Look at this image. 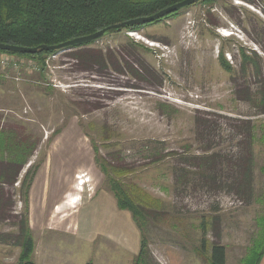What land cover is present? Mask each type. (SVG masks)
Instances as JSON below:
<instances>
[{"label":"rangeland","instance_id":"obj_1","mask_svg":"<svg viewBox=\"0 0 264 264\" xmlns=\"http://www.w3.org/2000/svg\"><path fill=\"white\" fill-rule=\"evenodd\" d=\"M130 47L141 61L133 67L151 70L156 79L151 73L146 80L131 76L124 64L127 56L132 59ZM87 49L100 50L108 68L84 69L68 54ZM252 50L262 61L264 79V0H214L193 3L139 30L61 50L47 58L44 73L26 58L17 75L12 65L0 66V128L38 141L18 181L3 187L13 204L11 216L23 210L19 185L25 170L42 159L28 191V219L31 204L33 217L63 235L91 234L101 220L122 250L130 237L144 234L143 264L155 256L158 264H208L215 243L225 247L226 264H251L264 243V114L237 91L249 88L252 95L260 87L251 69L245 75L239 70L241 52ZM220 52L232 72L222 67ZM248 119L251 124L244 125ZM103 126L110 128L109 146L100 138ZM250 132L253 178L245 188L233 167L246 155ZM92 142L100 156L126 165L127 174L112 177L161 201L156 218L139 227L130 212L117 207ZM169 152L174 153L152 160ZM179 155L187 159L178 162ZM179 165L187 172L177 170ZM42 187L48 188L44 206ZM13 220H0L2 236L17 233ZM41 232L60 236L41 228L31 230L32 237Z\"/></svg>","mask_w":264,"mask_h":264},{"label":"trees","instance_id":"obj_2","mask_svg":"<svg viewBox=\"0 0 264 264\" xmlns=\"http://www.w3.org/2000/svg\"><path fill=\"white\" fill-rule=\"evenodd\" d=\"M178 1L181 0H0V43L24 47H35L42 44L54 45L78 36L93 33L111 24L153 14ZM212 1L214 0H196L195 3H212ZM177 12L164 16L152 23L169 18L177 14ZM145 25L148 24L125 26L118 30L109 31L106 35L119 33L123 30H139ZM92 42L66 47L61 50H71ZM61 50H40L34 54L0 50V53L30 59L38 66L39 72L44 73L47 69V58ZM127 51L132 59L127 56V58L124 59V64L131 76L146 80L144 76L150 75L151 73L154 79L158 77L153 74L151 70L134 68V61L140 63V58L135 54V48L130 47ZM252 51L251 55H247L243 51L241 52L242 59L239 70L241 75H245L247 71L251 69L252 75L256 77L257 81L260 83V87L257 88V91L252 95L250 90H248L249 88L244 89L243 92H240L239 89L237 95L244 98V100H251L254 103V107L258 109V113L264 114L262 61L258 54L254 50ZM68 54L75 58L77 62L79 60L80 66L84 69H92L94 65L101 69L108 68L109 66L100 50L95 51L87 49L85 53L73 51ZM218 58L225 70L229 72L233 71L231 65H229V62L225 59L223 52H220ZM110 64L112 66L115 65L112 60H110ZM115 70L121 72L119 67ZM125 71L124 69L123 72ZM93 105L100 106V103H94ZM167 107L168 106L165 104L159 105L161 109H167ZM243 124L248 126L251 124V121L248 119L243 122ZM101 128L105 131L103 134H100V138L103 140L104 145H111L112 135L106 131L110 130V128L104 126ZM237 128L238 130L244 129V127ZM249 129H251V126ZM58 132H60V129H57L55 133ZM249 137L251 138H249V147L247 146L245 149L247 150L245 153L246 155L245 157L244 155L241 156L240 160L242 158L244 159L242 161L236 160L233 167L236 170L235 178H238L239 183H242L245 188L252 183L253 178L254 152L251 147L252 132H250ZM37 146L38 141H34L25 133H18L16 130L8 128H0V220L6 221L9 217H14L13 223L17 226L16 234L12 236H2V234H0V240L19 246L20 250L16 264H35L31 259L34 250V240L29 228L28 191L42 159L34 162L33 165H29L20 180L19 191L22 198L23 210L19 216H11L13 204L10 197L3 191V187L8 186L12 188L14 186L18 181L21 170L29 162L30 157L34 155ZM92 146L95 163L106 176L109 189L115 197L117 207L121 210L130 212L132 218L139 227L144 224L146 218H156L161 201L149 195L143 188L135 183H125L112 177V174L121 176L122 174H127L129 171L126 169V165L114 164L113 159L109 160L100 156L95 142H92ZM172 153L174 152L154 156L152 160L159 161ZM186 159L187 158L183 157V155H179L178 162L181 160L185 161ZM202 160L203 159L200 161ZM239 165L241 167H238ZM176 169L180 172L186 171L181 165ZM262 218H264V216ZM140 243L139 252L135 256L132 264H143L142 258L147 254L148 245L144 234L140 236ZM261 248L257 257L252 259L251 264L259 263L264 251V243H262ZM207 262L208 264H226L225 247L219 243L213 244ZM85 264H93V262L89 260Z\"/></svg>","mask_w":264,"mask_h":264},{"label":"crops","instance_id":"obj_3","mask_svg":"<svg viewBox=\"0 0 264 264\" xmlns=\"http://www.w3.org/2000/svg\"><path fill=\"white\" fill-rule=\"evenodd\" d=\"M47 182H49L48 179ZM35 183L33 184L34 186ZM47 189H43L42 187L40 190L42 195L41 206H44ZM32 195L35 196L36 193L33 194L31 191V203L32 198H35ZM33 209L34 207L30 204L29 227L31 230L44 228L55 234H60V236L52 237L43 236L46 231L38 235L33 234L34 250L31 259L35 264H85L89 260L93 264H132L139 252L140 237L137 234L130 237L127 250H122L118 238L112 236L110 233L105 234V226L101 220L97 222L95 230L91 231L93 235L88 234V232L82 235L79 230L63 235L65 232L61 231L59 233V231H54V228L49 226V222L43 221L40 217H33ZM98 239V246L96 247L98 255L93 257L92 246L95 249L94 245ZM122 247L125 249L123 245ZM19 250V246L15 247L0 240V264H16ZM156 261V256L154 258L150 257L147 260V264H158ZM258 264H264V251Z\"/></svg>","mask_w":264,"mask_h":264},{"label":"water","instance_id":"obj_4","mask_svg":"<svg viewBox=\"0 0 264 264\" xmlns=\"http://www.w3.org/2000/svg\"><path fill=\"white\" fill-rule=\"evenodd\" d=\"M196 0H181L176 3H173L165 8L160 9L159 11L145 16H139L136 18H132L129 20H125L119 23L111 24L109 26H106L100 30H97L93 33L78 36L69 40H66L64 42H60L58 44L54 45H39L35 47H24V46H15L11 44L6 43H0V50L10 51V52H16V53H28V54H34L40 50L49 51V50H61L66 47L79 45L83 43H88L95 41L104 35H106L107 32L121 29L125 26H131V25H144L152 23L156 20H159L163 18L164 16H167L171 13H174L178 10H181L183 8H186L193 3H195Z\"/></svg>","mask_w":264,"mask_h":264},{"label":"built area","instance_id":"obj_5","mask_svg":"<svg viewBox=\"0 0 264 264\" xmlns=\"http://www.w3.org/2000/svg\"><path fill=\"white\" fill-rule=\"evenodd\" d=\"M24 59L25 58L19 57V56L0 53V66H5V65H7L6 67H9V66L12 67L13 66L14 70L17 71V73H15V75H17L18 72H21L22 68L24 67ZM29 62H31V61H27V64L30 67L31 63H29ZM34 68H35V66H33V69ZM16 79H18V77Z\"/></svg>","mask_w":264,"mask_h":264},{"label":"bare ground","instance_id":"obj_6","mask_svg":"<svg viewBox=\"0 0 264 264\" xmlns=\"http://www.w3.org/2000/svg\"><path fill=\"white\" fill-rule=\"evenodd\" d=\"M87 176V175H86ZM87 178V177H86ZM79 185V184H78Z\"/></svg>","mask_w":264,"mask_h":264}]
</instances>
